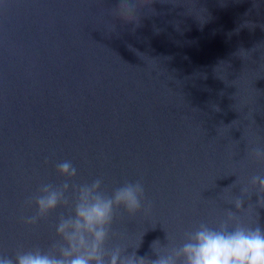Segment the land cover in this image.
Listing matches in <instances>:
<instances>
[{
    "label": "water",
    "instance_id": "water-1",
    "mask_svg": "<svg viewBox=\"0 0 264 264\" xmlns=\"http://www.w3.org/2000/svg\"><path fill=\"white\" fill-rule=\"evenodd\" d=\"M118 5L0 0V256L58 238L68 209L35 226L24 217L42 184L65 182V160L72 185H144L150 211L118 209L109 251L155 260V241L178 246L226 210L264 229L259 193H241L264 174L251 154L264 150V0H153L138 27ZM237 197L243 212L228 203Z\"/></svg>",
    "mask_w": 264,
    "mask_h": 264
},
{
    "label": "clouds",
    "instance_id": "clouds-1",
    "mask_svg": "<svg viewBox=\"0 0 264 264\" xmlns=\"http://www.w3.org/2000/svg\"><path fill=\"white\" fill-rule=\"evenodd\" d=\"M152 3L153 0H119L116 17L125 25L138 27L143 14H154ZM112 30L116 31L115 24ZM251 154L264 161V150L255 148ZM56 169L65 182L59 186L42 184L38 193L27 201L31 206L34 200L37 211L24 217V223L35 226L60 207L68 209L67 215L60 214L55 226L58 238L53 240L48 251L39 248L18 251L14 259L0 256V264H264V229L245 226L231 210H226V219L218 227L201 223L178 246L161 247L159 241H155L152 245L158 257L155 260L135 253L126 255V249L120 247L109 251L106 246L118 209L123 208L129 216H136L142 210L150 211V207L142 204L145 198L143 183L139 180L126 182L109 195L103 191L102 178L90 184H70L78 173L68 160L58 163ZM251 189L254 191L243 185V197L259 193L258 205L264 208V174L252 177ZM72 191L76 193L74 202L68 195ZM228 203L235 204L239 212L245 211L241 197Z\"/></svg>",
    "mask_w": 264,
    "mask_h": 264
}]
</instances>
